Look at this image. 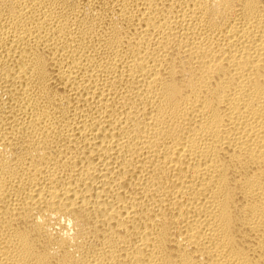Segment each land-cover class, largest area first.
I'll list each match as a JSON object with an SVG mask.
<instances>
[{
  "label": "bare ground",
  "instance_id": "bare-ground-1",
  "mask_svg": "<svg viewBox=\"0 0 264 264\" xmlns=\"http://www.w3.org/2000/svg\"><path fill=\"white\" fill-rule=\"evenodd\" d=\"M0 264H264V0H0Z\"/></svg>",
  "mask_w": 264,
  "mask_h": 264
}]
</instances>
